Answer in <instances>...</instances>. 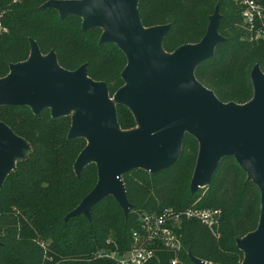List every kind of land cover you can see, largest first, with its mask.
<instances>
[{"label": "trees", "instance_id": "obj_1", "mask_svg": "<svg viewBox=\"0 0 264 264\" xmlns=\"http://www.w3.org/2000/svg\"><path fill=\"white\" fill-rule=\"evenodd\" d=\"M48 1L0 0L6 29L0 35V78L8 75L11 65L27 61L33 41L42 56L54 52L63 70L72 72L86 65L87 76L105 83L113 97L124 84L120 78L124 55L114 45L99 44L100 29L83 32L81 19L60 20L56 11L41 9ZM258 1L264 5V0ZM216 8L224 42L211 59L196 67L194 76L220 102L244 105L253 97L252 68L257 65L264 74V41L247 40L235 0H138L144 28L170 26L162 41L167 54L198 44ZM115 110L122 131L136 128L125 106L116 104ZM0 123L29 147L16 159L0 192V264H115L97 256L125 253L142 214H160L165 209L183 212L196 201V208L221 211L218 236L199 222L181 219L180 262L191 264L190 255L209 264L242 263L243 253L235 240L256 229L260 194L245 182L234 159H222L210 184L192 194L198 143L185 135L180 156L170 169L158 174L137 170L121 177L131 205L127 217L107 197L92 208L89 219L64 221L97 182L95 165L78 177L74 174L75 160L86 141L67 139L71 116L54 120L49 110L35 116L27 107H0ZM172 258L171 253L161 252L148 264H170Z\"/></svg>", "mask_w": 264, "mask_h": 264}, {"label": "water", "instance_id": "obj_2", "mask_svg": "<svg viewBox=\"0 0 264 264\" xmlns=\"http://www.w3.org/2000/svg\"><path fill=\"white\" fill-rule=\"evenodd\" d=\"M57 12L60 20L81 19L83 32L100 29V45H114L126 65L123 86L109 97L103 82L87 76L86 65L75 71L59 67L54 52L42 56L30 42L27 61L11 65L0 78V107H27L35 116L49 110L52 119L71 116L68 140L84 139L73 171L78 177L95 165L93 190L71 211V218H90L92 208L112 197L125 217L131 211L121 177L142 170L158 174L178 160L185 135L198 143V154L190 192L208 186L219 163L234 159L246 183L259 191V218L253 232L236 239L243 253L241 264H264V74L255 65L250 72L252 99L244 104H224L194 76L198 65L214 55L224 42L218 27V8L209 17L206 33L195 45L167 54L162 41L169 25L144 28L138 0H51L41 6ZM125 106L136 128L122 131L115 105ZM28 145L0 123V192L23 157ZM191 264H209L189 255Z\"/></svg>", "mask_w": 264, "mask_h": 264}, {"label": "built area", "instance_id": "obj_3", "mask_svg": "<svg viewBox=\"0 0 264 264\" xmlns=\"http://www.w3.org/2000/svg\"><path fill=\"white\" fill-rule=\"evenodd\" d=\"M235 3L240 7L241 25L247 40L264 41V5L258 0H235ZM3 16L4 12L0 10V35L6 32L2 24ZM195 204L183 212L165 209L160 214H142L139 228L132 232L130 248L125 253L98 255L97 258L105 257L115 264H148L159 253L168 252L174 256L170 264H183L178 259L182 243L177 228L181 219L199 222L215 237L218 236L216 231L220 225L221 211L196 208Z\"/></svg>", "mask_w": 264, "mask_h": 264}]
</instances>
